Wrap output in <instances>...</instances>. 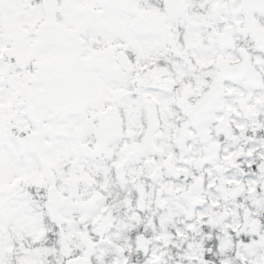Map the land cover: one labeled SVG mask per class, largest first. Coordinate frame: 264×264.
I'll return each mask as SVG.
<instances>
[{
    "label": "snow or ice",
    "instance_id": "snow-or-ice-1",
    "mask_svg": "<svg viewBox=\"0 0 264 264\" xmlns=\"http://www.w3.org/2000/svg\"><path fill=\"white\" fill-rule=\"evenodd\" d=\"M0 264H264V0H0Z\"/></svg>",
    "mask_w": 264,
    "mask_h": 264
}]
</instances>
